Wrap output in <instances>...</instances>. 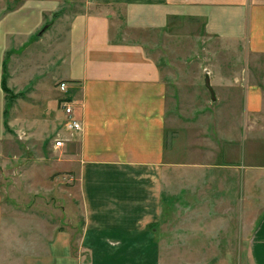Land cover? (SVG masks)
Segmentation results:
<instances>
[{"label":"crops","instance_id":"crops-1","mask_svg":"<svg viewBox=\"0 0 264 264\" xmlns=\"http://www.w3.org/2000/svg\"><path fill=\"white\" fill-rule=\"evenodd\" d=\"M1 1L16 5L0 16V81L5 53L12 50L6 83L14 92L37 94L47 74L51 86L54 79L66 81L65 94L73 96L81 128L73 134L74 150L67 152L82 223L73 251L70 227L61 223L67 221L68 206L62 205L65 218L57 223L50 214H38L28 198L8 204L0 193V264H161L153 225L169 210L165 196L189 197V202L194 196L219 197L214 201L226 205L218 232L208 230V212L197 215L194 208L189 209L193 221L189 215L181 228H187L182 236L188 240L222 233L227 230L229 166L237 168L231 173L239 184L234 192L241 196V211L259 213L248 264H264V0H82L80 10L63 12L64 0ZM180 18L201 20L205 34L226 50L242 51L244 80L256 85L235 96L234 109L226 103L220 110L218 134L198 130L188 137L182 160L175 154L179 134L173 139V159L165 160L164 75L145 41L149 30ZM26 43L42 57L44 69L40 74L36 67L20 82L14 67L30 56L14 49ZM27 82L28 88L19 85ZM201 151L213 152V161ZM213 179L218 187H211ZM201 216L202 224L195 222Z\"/></svg>","mask_w":264,"mask_h":264},{"label":"rangeland","instance_id":"rangeland-1","mask_svg":"<svg viewBox=\"0 0 264 264\" xmlns=\"http://www.w3.org/2000/svg\"><path fill=\"white\" fill-rule=\"evenodd\" d=\"M15 5V2L0 0V16ZM82 6V0H64L59 9L60 12L65 9L80 10ZM202 26L201 20L169 19L162 29L149 30L145 41V47L157 59L164 75L165 160L173 159V139L179 134L182 140L175 154L181 160L187 156L188 137L193 138L198 130L218 134L220 110L226 109V103L234 109L235 96L246 95L256 85L244 80V53L226 50L227 46L215 36L205 34ZM33 47L26 43L20 49H14L19 56H30V59L25 58L14 67L18 78L22 80L20 82L33 74L36 67L37 72H43L42 57L35 56ZM28 50L30 54L26 52ZM6 53L8 66L9 62L12 63L11 59L8 61L12 50ZM44 77L46 79L39 85L37 94L24 95L26 89L10 102L4 92V95H0V193L3 203L16 205L18 202L26 203L29 199L30 203L37 205L38 214H50L52 221L57 223L59 219L65 218L63 210L60 212L62 205L68 206L67 221L61 220V223L69 225L73 251H76L82 217L74 165L67 152L69 148L74 150V135L65 127L68 117L60 102L70 99L73 112L75 104L73 96L58 89L60 79L52 80L51 86L48 75ZM205 77H209L214 100L205 85ZM19 85L28 88L32 84L27 82ZM59 138L63 139L64 147L54 149L53 143ZM201 156L211 162L214 158L213 152L201 151ZM236 169L229 166L227 171V230L212 234L209 238L188 240L187 236H182L187 235V228L181 227L187 224L189 215L193 221L194 212H189V209L194 208L197 215L200 210L201 215H207L208 212L212 219L208 230L211 229V233L218 232L224 226L220 216L226 205L221 204L220 207L219 202L214 201L219 200V197L194 196L193 199L190 197L192 201L189 202V197L165 196L164 204L168 205L169 210L153 225L159 240L161 264H248L250 237L259 213L241 211V196H235L234 192L239 189L235 178ZM234 170L235 173H231ZM215 171L212 170V173L218 174ZM166 172L171 179L170 166ZM211 187H218L214 179ZM165 188L171 190L172 184L165 185ZM18 196L21 201L16 200ZM200 199H206V205ZM41 205L50 206V212H44ZM202 218L195 222L200 221L202 224Z\"/></svg>","mask_w":264,"mask_h":264},{"label":"built area","instance_id":"built-area-1","mask_svg":"<svg viewBox=\"0 0 264 264\" xmlns=\"http://www.w3.org/2000/svg\"><path fill=\"white\" fill-rule=\"evenodd\" d=\"M67 87L68 84L64 80L60 81L58 84V89L60 91H66ZM60 104L64 114L68 117V120L65 124L66 129L69 131L70 134L76 133L77 131L80 130L81 126L79 121L73 115L72 101L70 99H62ZM62 147H64L63 139L62 138L56 139L53 143V148L59 149Z\"/></svg>","mask_w":264,"mask_h":264},{"label":"trees","instance_id":"trees-1","mask_svg":"<svg viewBox=\"0 0 264 264\" xmlns=\"http://www.w3.org/2000/svg\"><path fill=\"white\" fill-rule=\"evenodd\" d=\"M7 54L8 53L5 54V57H4L3 62H2V74H1L0 85H1L2 91L5 93V97H7L9 99V102H10V101H13L16 98V95L19 94V93H13L12 89L9 88L7 86V84H6L7 76H8V72H7ZM9 105H10V103H9Z\"/></svg>","mask_w":264,"mask_h":264},{"label":"water","instance_id":"water-1","mask_svg":"<svg viewBox=\"0 0 264 264\" xmlns=\"http://www.w3.org/2000/svg\"><path fill=\"white\" fill-rule=\"evenodd\" d=\"M205 85L209 89L212 99H214V94H213L212 87L210 85L209 77H205Z\"/></svg>","mask_w":264,"mask_h":264}]
</instances>
